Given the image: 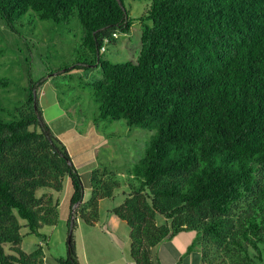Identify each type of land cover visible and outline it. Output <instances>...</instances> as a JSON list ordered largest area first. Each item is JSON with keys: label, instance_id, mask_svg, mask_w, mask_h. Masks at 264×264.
I'll return each mask as SVG.
<instances>
[{"label": "trees", "instance_id": "obj_1", "mask_svg": "<svg viewBox=\"0 0 264 264\" xmlns=\"http://www.w3.org/2000/svg\"><path fill=\"white\" fill-rule=\"evenodd\" d=\"M29 12L79 21L75 67L101 72L88 82L97 119L156 130L129 173V194L113 209L130 227L135 264H155L154 248L185 230L196 232L189 250L199 248L205 264H264V0H152L140 18L141 51L123 61L105 57L102 47L131 30L124 0H0V19L12 29ZM9 84L0 76V88ZM66 176L71 209L96 225L100 201L120 187L118 175L93 172L84 202L81 175L32 90L11 119L0 116V264H44L43 245L30 253L21 247L20 220L46 240L41 229L58 224L55 194ZM73 212L71 246L68 234L59 264H81Z\"/></svg>", "mask_w": 264, "mask_h": 264}, {"label": "rangeland", "instance_id": "obj_2", "mask_svg": "<svg viewBox=\"0 0 264 264\" xmlns=\"http://www.w3.org/2000/svg\"><path fill=\"white\" fill-rule=\"evenodd\" d=\"M151 1L124 0L133 24L129 32H118L116 44H106L105 57L114 61L137 58L144 28L140 18L146 15ZM81 44L82 28L77 19L59 24L29 12L15 29L0 19V48L3 49L0 76L10 81L7 88H0V116L11 119L14 110L25 105L33 90L44 121L66 146L81 175L85 202L91 198L93 172H114L120 183L112 198L100 201L98 224L92 226L79 217L77 205L71 209L73 189L70 177L66 176L63 190L55 194L60 199L58 224L41 229L46 235L44 240L31 233L24 226L26 221L21 219L24 236L21 247L30 253L42 244L52 264H59L55 258L67 256L68 220L74 211L77 220L73 235L81 264H134L130 256V227L113 209L129 194V183L133 180L129 173L139 164L156 130L131 127L124 119H97L98 105L92 99L88 82L99 78L101 72L95 66L92 69L75 67ZM165 222V216H157L158 224ZM157 246L154 254L160 253ZM251 252L255 251L251 249ZM154 260L159 264L156 256Z\"/></svg>", "mask_w": 264, "mask_h": 264}, {"label": "crops", "instance_id": "obj_3", "mask_svg": "<svg viewBox=\"0 0 264 264\" xmlns=\"http://www.w3.org/2000/svg\"><path fill=\"white\" fill-rule=\"evenodd\" d=\"M85 202V200H84ZM98 223H96L97 225ZM196 236L195 231H182L159 243L160 253L155 254L159 264H205L199 248L189 250ZM169 243V246L167 245ZM42 245V244H41ZM44 264H52L46 250ZM79 254V253H78ZM61 257V256H60ZM132 260V259H131ZM132 262H134L132 260ZM135 264V262H134Z\"/></svg>", "mask_w": 264, "mask_h": 264}, {"label": "built area", "instance_id": "obj_4", "mask_svg": "<svg viewBox=\"0 0 264 264\" xmlns=\"http://www.w3.org/2000/svg\"><path fill=\"white\" fill-rule=\"evenodd\" d=\"M115 36L118 37V33H115ZM106 50H107L106 45H104V46L102 47V51H106Z\"/></svg>", "mask_w": 264, "mask_h": 264}, {"label": "water", "instance_id": "obj_5", "mask_svg": "<svg viewBox=\"0 0 264 264\" xmlns=\"http://www.w3.org/2000/svg\"><path fill=\"white\" fill-rule=\"evenodd\" d=\"M71 238H72V234L70 233V234H69V242H68V244H69V248H70V246H71Z\"/></svg>", "mask_w": 264, "mask_h": 264}]
</instances>
